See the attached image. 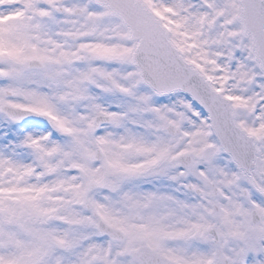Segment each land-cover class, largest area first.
I'll return each mask as SVG.
<instances>
[{"label":"snow or ice","instance_id":"obj_1","mask_svg":"<svg viewBox=\"0 0 264 264\" xmlns=\"http://www.w3.org/2000/svg\"><path fill=\"white\" fill-rule=\"evenodd\" d=\"M0 264H264V0H0Z\"/></svg>","mask_w":264,"mask_h":264}]
</instances>
